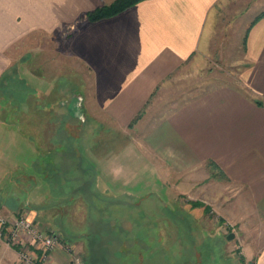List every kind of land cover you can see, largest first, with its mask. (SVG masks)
Returning a JSON list of instances; mask_svg holds the SVG:
<instances>
[{
    "label": "crops",
    "instance_id": "crops-1",
    "mask_svg": "<svg viewBox=\"0 0 264 264\" xmlns=\"http://www.w3.org/2000/svg\"><path fill=\"white\" fill-rule=\"evenodd\" d=\"M113 1L0 0V101L7 97L11 104L15 84L28 75L34 91L18 105L29 107L20 121L33 151L51 157L54 151L64 152L72 139L75 145L69 146L79 153V137H86L80 147L91 154L103 179L105 171L108 178L101 183L109 188L117 180L127 186L138 163L155 170V176L214 168L223 182L236 187L234 207L225 206L222 215L235 221L237 252L228 263L224 245L220 259L224 264H264V14L249 24L238 86L192 94L191 87L181 92L186 88L177 82L210 40L219 0H141L112 16L88 20L89 12ZM72 86L77 89L69 96ZM57 99L65 106L52 111ZM79 119L88 127L80 135ZM0 125L12 136L21 129L5 120ZM121 138L139 140L116 141ZM122 153L132 165L117 161ZM35 183L25 190L26 202L20 195L18 203L0 199V213L24 214L45 231L62 228L57 218L65 210L43 207L50 192H36L40 185ZM128 191L106 196L129 202ZM227 201L232 202L230 196ZM66 218L67 230H61L70 249L57 246L43 264H77L79 248L82 264H104L88 261L91 246L79 244ZM109 249L114 252L107 264H158L156 256L149 261L153 253L148 251L154 248L145 244ZM0 264H20L16 248L1 241Z\"/></svg>",
    "mask_w": 264,
    "mask_h": 264
},
{
    "label": "rangeland",
    "instance_id": "rangeland-1",
    "mask_svg": "<svg viewBox=\"0 0 264 264\" xmlns=\"http://www.w3.org/2000/svg\"><path fill=\"white\" fill-rule=\"evenodd\" d=\"M263 10L264 0H219L213 11L215 18L210 40L204 43L195 59L188 61L189 71L186 68L180 74L177 83L181 88H186L181 92L186 93L189 87L192 89L189 93L198 94L220 85L238 86L239 74L245 64L246 33L250 22ZM67 30L69 32L70 29ZM17 82L13 92L16 99L11 104H7V97L0 101V120H5L11 127H21L12 136L7 128L0 125V199L8 198L18 203L16 197L20 195L26 202L25 190L37 182L40 186L36 192H50L43 207L63 208L66 212L57 218L63 223V229L55 227L59 234L57 244L70 249L67 243H63L65 238L62 231L67 230L65 225L69 221L66 217H69L73 226H70V230L73 228V235L79 236V244L88 243L91 246L90 263L100 261L107 264L108 255L114 252L109 247L125 243L133 248H137L138 244L153 247L148 251L149 254L153 253L149 261L156 256L158 264H224L225 261L220 259V256L225 257L224 250L220 249L226 245L230 262L231 253L237 252V239L235 236L227 239V235L230 232L235 234L236 225L234 219L224 218L223 213L225 206L234 207V184L223 182V177L211 167L206 171H192V175L185 171L179 177H174L170 171H163V175L155 176V170L141 169L142 164L138 163L139 166L131 170V180L127 186L117 185V180L109 188L101 183L108 178L105 171H101L103 179L99 171L93 168L91 154H86L80 147L86 143V137H79V153L70 147L75 145L72 139L64 152L54 151L51 157L33 151L26 137V124L20 121L23 117L21 112L28 113L29 107L18 105V102L34 90L28 75H22ZM76 86L78 89L75 86L69 88V96L74 94L75 89L81 90V84L77 83ZM57 100L59 103L56 106L49 107L52 111L65 106L64 101ZM86 126L85 121L79 119V135L81 128ZM101 140L105 144L108 141ZM134 140L139 139H116L117 142ZM127 157L124 153L119 154L117 161L124 166L132 165ZM134 157L140 159L138 154ZM124 173L128 174V171ZM197 181L200 183L194 185ZM128 190L132 194L129 202L106 196L126 194ZM77 193L83 195L78 203L75 201L79 196ZM229 196L232 202H225ZM72 211L75 214L71 217L68 213ZM10 225L11 221L0 222V230L9 235L7 230ZM13 247L19 249L15 245ZM29 249L38 254L40 252L31 246ZM83 253L79 248L82 262Z\"/></svg>",
    "mask_w": 264,
    "mask_h": 264
},
{
    "label": "built area",
    "instance_id": "built-area-1",
    "mask_svg": "<svg viewBox=\"0 0 264 264\" xmlns=\"http://www.w3.org/2000/svg\"><path fill=\"white\" fill-rule=\"evenodd\" d=\"M11 221L7 233L0 230V241L7 245L17 246L18 258L21 264H43L49 258V252L59 246V234L56 231L41 229L32 219L24 214L16 216H6L0 214V222L4 224ZM29 246L40 250L39 254L35 250H30ZM77 264H82L79 257H75ZM247 264V263H246Z\"/></svg>",
    "mask_w": 264,
    "mask_h": 264
},
{
    "label": "trees",
    "instance_id": "trees-1",
    "mask_svg": "<svg viewBox=\"0 0 264 264\" xmlns=\"http://www.w3.org/2000/svg\"><path fill=\"white\" fill-rule=\"evenodd\" d=\"M141 0H114L110 4L103 5L87 14V18L90 21L98 20L101 18L112 16L136 3H138ZM264 14V11H262L260 14H258L257 17H255V20L262 16Z\"/></svg>",
    "mask_w": 264,
    "mask_h": 264
},
{
    "label": "water",
    "instance_id": "water-1",
    "mask_svg": "<svg viewBox=\"0 0 264 264\" xmlns=\"http://www.w3.org/2000/svg\"><path fill=\"white\" fill-rule=\"evenodd\" d=\"M234 237V233L233 232H230L228 235H227V239H231Z\"/></svg>",
    "mask_w": 264,
    "mask_h": 264
}]
</instances>
